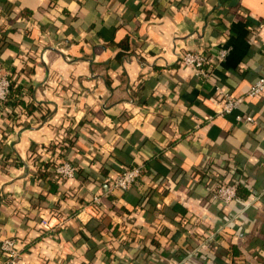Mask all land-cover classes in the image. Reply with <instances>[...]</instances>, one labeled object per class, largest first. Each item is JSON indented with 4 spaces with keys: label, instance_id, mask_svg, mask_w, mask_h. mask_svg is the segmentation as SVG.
Listing matches in <instances>:
<instances>
[{
    "label": "crops",
    "instance_id": "obj_1",
    "mask_svg": "<svg viewBox=\"0 0 264 264\" xmlns=\"http://www.w3.org/2000/svg\"><path fill=\"white\" fill-rule=\"evenodd\" d=\"M4 34L33 108L0 106V264L6 238L12 264H264V92L246 94L264 74V0H0ZM221 48L208 80L180 60ZM216 85L240 107L217 111ZM38 159L77 174L52 191ZM211 164L248 198H216ZM131 165L137 181L112 187Z\"/></svg>",
    "mask_w": 264,
    "mask_h": 264
},
{
    "label": "built area",
    "instance_id": "obj_2",
    "mask_svg": "<svg viewBox=\"0 0 264 264\" xmlns=\"http://www.w3.org/2000/svg\"><path fill=\"white\" fill-rule=\"evenodd\" d=\"M227 55V49L221 48L216 54L209 55L206 49L198 50H186L180 55L181 62L193 69L197 76H200L204 80H208L212 77L214 68L225 59ZM13 78L11 77L10 70L5 66L0 65V106H4L3 102L10 101V95L13 93L11 84ZM217 94L213 95L211 99L219 106L220 113L231 112L234 109L240 107L241 103L245 99V95H233L227 90L222 89L219 85H216ZM264 92V74L259 75L248 87L246 91L247 96H258ZM14 95V94H13ZM22 95V94H21ZM239 120L245 118L247 120H254L251 115H238ZM143 165H131L125 166L119 171L111 180V185L118 189L129 188L137 179L141 176ZM55 172L60 178H73L76 175L77 168L69 161H61L56 164ZM238 181L231 179L229 181H221L217 187H215V197L224 203H230L236 199V187ZM98 197L94 198V202H98ZM216 231H211L206 236V239H212L215 237ZM1 249L5 253L4 264H12L17 260L18 248L16 241L13 238H6L1 242Z\"/></svg>",
    "mask_w": 264,
    "mask_h": 264
},
{
    "label": "trees",
    "instance_id": "obj_3",
    "mask_svg": "<svg viewBox=\"0 0 264 264\" xmlns=\"http://www.w3.org/2000/svg\"><path fill=\"white\" fill-rule=\"evenodd\" d=\"M5 41H7L6 39V35H2V39L0 40V46L3 45L5 43ZM121 46L123 47V50H121L118 53V58L122 59V57L129 52V43L128 40H124L123 42H121ZM209 55H211V53H209ZM0 65L4 66V61L2 60V58H0ZM11 73V77L13 78V73L12 71H10ZM16 82L13 80L12 84H11V88L13 89V93L10 95V101H6L3 102L5 105V108H7L8 113L11 116H15L16 114H18V112L21 110H32V106L28 103L25 102L22 94V90L24 85L22 84H17L16 86ZM14 94V95H13ZM4 107V106H3ZM18 158V157H17ZM19 159V158H18ZM57 162L52 161V159L47 160H42L39 161L38 159V165L42 168L40 169V171L42 172V177H46L49 180L50 183V188H52V191H55L58 189V187L61 186L62 183L66 182L68 179L70 178H60L57 173L55 172V167H56ZM144 167H142V172H143ZM141 172V173H142ZM77 174V173H76ZM79 174V173H78ZM207 180L210 182H215L216 185L215 187H217V185L221 182V178L223 177V172L221 171V169L219 167H216L214 164L209 165L208 169H207ZM66 191V190H65ZM252 192L250 191V189L248 187H246V185H243L242 183H237V187H236V200H245L248 198V196L251 194ZM220 254V253H219Z\"/></svg>",
    "mask_w": 264,
    "mask_h": 264
}]
</instances>
